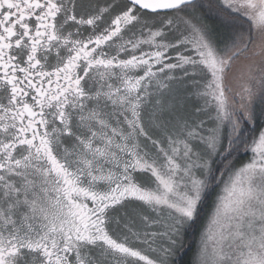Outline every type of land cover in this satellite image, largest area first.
<instances>
[{"label":"snow or ice","instance_id":"6c2138e0","mask_svg":"<svg viewBox=\"0 0 264 264\" xmlns=\"http://www.w3.org/2000/svg\"><path fill=\"white\" fill-rule=\"evenodd\" d=\"M0 264H264V0H0Z\"/></svg>","mask_w":264,"mask_h":264}]
</instances>
